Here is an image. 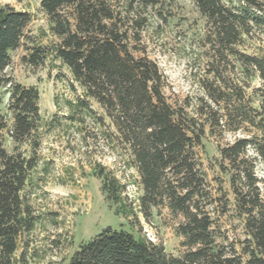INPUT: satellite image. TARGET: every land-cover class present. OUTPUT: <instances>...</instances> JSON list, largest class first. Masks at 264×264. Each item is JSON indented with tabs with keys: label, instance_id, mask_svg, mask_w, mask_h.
I'll return each instance as SVG.
<instances>
[{
	"label": "trees",
	"instance_id": "1",
	"mask_svg": "<svg viewBox=\"0 0 264 264\" xmlns=\"http://www.w3.org/2000/svg\"><path fill=\"white\" fill-rule=\"evenodd\" d=\"M193 1L208 19L210 44L218 63L229 65L234 58L242 66L245 78L258 74L264 85V48L254 55L235 49L247 37H264V0ZM69 6L74 7L76 30L64 12ZM41 7L49 16L50 31L60 42L34 48L24 62L37 67L53 56L69 68L74 80L84 88L85 96L106 110L120 140L130 147L144 186L140 205L144 216H149L151 207L167 200L170 209L185 218L178 233L190 247L178 258L131 228L107 227L83 242L69 264H264V189L260 186L264 180L256 176L255 161L248 157L252 148L264 164V87L258 89V110L246 101L244 88L231 87L220 67L213 65L211 72L220 85H207L211 103L201 101L199 116L207 118L206 123H200V118L190 117L184 109H175L167 102L158 66L147 58L134 56L128 33L121 31L106 2L41 0ZM31 21L30 13L9 4L0 5V103L2 89L10 86L9 110L13 114V128L9 130L0 112V264H14L21 235L32 231L37 220L22 195L38 166L37 157L10 154L3 146L7 131L18 145L30 143L33 152L40 146L38 88L14 83L4 75L11 62L10 52L26 38ZM75 104L90 109L85 99ZM206 124L212 129L234 132L245 125L254 130L250 137L221 150L222 159L233 169L232 190L237 207L246 218L250 239L243 251L247 261L235 249L227 251L216 243L211 215L201 206L202 199L209 198L210 193L196 149L202 146ZM97 175L102 180L105 201L115 214L134 217L133 203L128 204L124 196L126 185L102 169L97 170Z\"/></svg>",
	"mask_w": 264,
	"mask_h": 264
},
{
	"label": "rangeland",
	"instance_id": "2",
	"mask_svg": "<svg viewBox=\"0 0 264 264\" xmlns=\"http://www.w3.org/2000/svg\"><path fill=\"white\" fill-rule=\"evenodd\" d=\"M100 1L112 8L119 28L128 33L134 56L147 58L158 66L164 79L162 92L175 109L182 108L190 117L206 123L207 116H199L200 106L201 101L211 103L207 85H220L211 72L215 65L231 87L244 88L248 104L259 110L258 89L264 87L262 80L258 74L245 78L242 66L234 58L229 65L218 63L210 44L208 19L193 0H159L158 4L139 0ZM6 4L30 13L32 21L26 29V38L10 52L11 62L4 75L14 83L38 88L42 117L36 152L30 143L18 145L8 131L4 134L7 152L23 153L28 158L35 155L38 160L22 193L37 220L32 231L21 235L14 264H69L83 242L92 240L107 227L131 228L149 241L163 245L169 255L183 257L190 249L178 233L184 216L173 212L167 200L151 207L149 216H144L140 208L145 193L140 172L130 147L120 140L106 110L85 96L84 88L60 60L50 56L37 67L24 62L34 48L60 42L50 31L49 16L42 10L41 0H0V5ZM64 12L76 30L74 7H66ZM263 48L264 37L257 35L247 37L235 47L250 55ZM10 94V86L3 88L0 103L9 130L13 128ZM79 99L88 101L90 109L76 106ZM253 131L247 125L234 132L227 128L212 129L206 124L202 146L196 149L210 193L209 198L202 199L201 206L211 215L215 241L227 251L235 249L245 261L248 256L243 248L250 236L232 190L233 169L222 159L221 150L238 139L250 137ZM248 157L255 161L256 176L263 181L264 164L252 148ZM98 169L126 185L124 196L128 204L133 203L134 217L118 216L110 208L101 190ZM260 186L264 189L263 183Z\"/></svg>",
	"mask_w": 264,
	"mask_h": 264
}]
</instances>
